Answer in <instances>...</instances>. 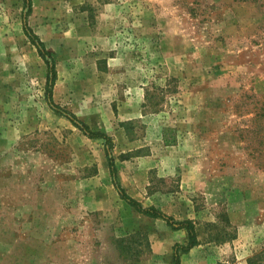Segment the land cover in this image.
I'll return each mask as SVG.
<instances>
[{
  "label": "rangeland",
  "instance_id": "374dc122",
  "mask_svg": "<svg viewBox=\"0 0 264 264\" xmlns=\"http://www.w3.org/2000/svg\"><path fill=\"white\" fill-rule=\"evenodd\" d=\"M30 1L0 0V264H172L186 240L71 113L129 195L192 220L180 264H264V0Z\"/></svg>",
  "mask_w": 264,
  "mask_h": 264
},
{
  "label": "trees",
  "instance_id": "16d2710c",
  "mask_svg": "<svg viewBox=\"0 0 264 264\" xmlns=\"http://www.w3.org/2000/svg\"><path fill=\"white\" fill-rule=\"evenodd\" d=\"M24 3L26 7V11L24 15H27V13H29L31 9V1L24 0ZM23 28L26 35L31 40V42L36 46L39 55L45 60V62L48 65V73L46 76L47 100L52 106H55L54 109L59 108L58 106L56 107V104L54 103L52 98V89L56 81L57 73L55 68V62L53 57L51 56V52L48 48L45 47L43 41L28 26V24L25 22V18H24ZM70 116H71L70 119L74 123V125L80 128L87 136L91 138L98 137L104 140L111 179L121 199H123L128 205L133 207L139 213H142L152 218H161L166 222V224H168L174 230L184 229L186 231L185 242L184 243L176 242L173 245V252L171 254L172 264H180V254L188 252L193 246L198 244L197 232L192 220L190 218H184L181 220L175 219L172 215L165 213L164 211L156 208L155 206L152 205L143 206L139 200L129 195L126 192L125 188L120 184V181L118 179L115 158L113 156V153L111 152V149L113 147L111 136H109L108 134L102 131L91 130L87 124L83 123L82 121H76L72 113ZM162 143L164 145H174L177 143V134L173 127L165 126L162 128Z\"/></svg>",
  "mask_w": 264,
  "mask_h": 264
},
{
  "label": "crops",
  "instance_id": "0c3cea01",
  "mask_svg": "<svg viewBox=\"0 0 264 264\" xmlns=\"http://www.w3.org/2000/svg\"><path fill=\"white\" fill-rule=\"evenodd\" d=\"M191 250V249H190ZM185 254H187V252L186 253H184L183 255H185ZM181 258H183V257H181ZM182 261H183V259H182Z\"/></svg>",
  "mask_w": 264,
  "mask_h": 264
}]
</instances>
